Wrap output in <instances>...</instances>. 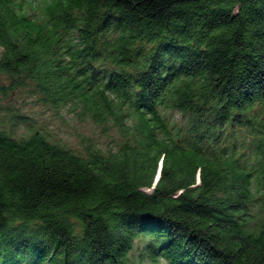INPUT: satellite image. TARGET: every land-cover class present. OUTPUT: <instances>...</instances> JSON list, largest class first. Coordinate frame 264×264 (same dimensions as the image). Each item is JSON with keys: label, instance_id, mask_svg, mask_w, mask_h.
Returning <instances> with one entry per match:
<instances>
[{"label": "trees", "instance_id": "obj_1", "mask_svg": "<svg viewBox=\"0 0 264 264\" xmlns=\"http://www.w3.org/2000/svg\"><path fill=\"white\" fill-rule=\"evenodd\" d=\"M0 48L121 138L0 131V264H264V0H0Z\"/></svg>", "mask_w": 264, "mask_h": 264}, {"label": "rangeland", "instance_id": "obj_2", "mask_svg": "<svg viewBox=\"0 0 264 264\" xmlns=\"http://www.w3.org/2000/svg\"><path fill=\"white\" fill-rule=\"evenodd\" d=\"M1 52L0 48V56ZM8 84V79L0 74V131L9 133L17 139L37 131L51 143L58 144L75 154H82L87 144H93L103 153L116 151L118 148L121 138L116 129L102 128L89 120L78 121L64 109L59 112L51 110L32 97L26 88L6 90ZM174 119L181 125L179 116H175ZM160 170L159 166L158 179ZM141 248L142 243L135 242L130 257L138 260ZM143 259L147 262L145 258ZM160 264L166 262L161 260Z\"/></svg>", "mask_w": 264, "mask_h": 264}, {"label": "water", "instance_id": "obj_3", "mask_svg": "<svg viewBox=\"0 0 264 264\" xmlns=\"http://www.w3.org/2000/svg\"><path fill=\"white\" fill-rule=\"evenodd\" d=\"M157 181H158V174L156 175V178H155V180H154V183L156 182L157 183ZM155 183V184H156Z\"/></svg>", "mask_w": 264, "mask_h": 264}, {"label": "bare ground", "instance_id": "obj_4", "mask_svg": "<svg viewBox=\"0 0 264 264\" xmlns=\"http://www.w3.org/2000/svg\"><path fill=\"white\" fill-rule=\"evenodd\" d=\"M35 1V0H34Z\"/></svg>", "mask_w": 264, "mask_h": 264}]
</instances>
